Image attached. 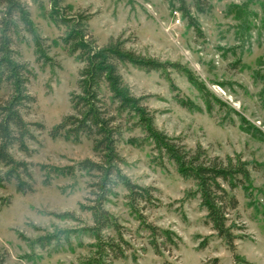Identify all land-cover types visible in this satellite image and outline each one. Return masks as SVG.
Here are the masks:
<instances>
[{"label":"rangeland","instance_id":"rangeland-1","mask_svg":"<svg viewBox=\"0 0 264 264\" xmlns=\"http://www.w3.org/2000/svg\"><path fill=\"white\" fill-rule=\"evenodd\" d=\"M20 1L51 61L38 60L31 37L21 32L23 40L13 49L33 74L27 90L35 98L21 114L44 129L32 127L27 153L10 150L15 161L28 165L29 176L20 175L27 184L23 192L15 180L0 187V259L4 264H79L93 243L82 231L92 220L81 206L93 201L98 179L76 166L84 159L98 162L99 154L90 139H52L49 132L70 113L69 95L77 90L81 64L60 41L65 28L49 19L50 1ZM60 7L89 16L88 30L98 46L120 39L127 50L176 66L160 71L119 67L131 93L144 98L155 129L187 148L200 145L210 157H241L249 164V186L232 192L238 205L227 214L236 236L231 252L205 225V211L193 195L195 183L182 179L142 130L124 131L116 145L122 171L133 183L155 190L157 207L144 215L174 232L179 246L156 256L127 206L126 192L117 187L104 207L125 229L131 250L127 260L114 264H264V0H63ZM10 94V86L1 84L0 102ZM43 236L55 241L41 248L35 241Z\"/></svg>","mask_w":264,"mask_h":264},{"label":"trees","instance_id":"trees-1","mask_svg":"<svg viewBox=\"0 0 264 264\" xmlns=\"http://www.w3.org/2000/svg\"><path fill=\"white\" fill-rule=\"evenodd\" d=\"M49 1V19L57 27L65 28L64 36L60 37L62 45L81 64L77 90L69 95L70 113L50 130L49 135L52 139L63 138L76 143L81 138L90 139L94 152L99 154L98 162L84 159L76 166L81 171L96 173L98 179L93 186V201L81 206V210L88 212L92 220V225L85 226L82 231L93 243L89 246V256L79 264H114L130 257L131 246L125 239V229L104 207L109 197L115 195L117 187L126 192L127 206L135 215L139 229L147 233V244L153 253L162 257L164 252L170 255L178 249V236L148 222L144 215L146 209L157 207L155 190L133 183L122 171L124 160L119 156L116 145L123 132L133 128L145 133L157 154L172 162L182 179L195 183L193 195L198 196L199 207L205 211V225H210L217 237L223 239L226 247L234 252L236 236L227 225V214L238 205L232 192L249 186V164L241 157H210L200 145L194 149L187 148L178 138H171L155 129L153 117L143 104L144 98L131 93L119 67L128 64L146 71H160L176 66L127 50L125 42L120 39L98 46L88 30L87 14H68V8L60 7L63 0ZM198 10L203 11L199 6ZM190 20L194 30L200 32L198 24L191 17ZM21 32L31 37L37 59L50 62L43 40L22 2L0 0V85L8 84L11 89L10 96L0 102V187L15 180L18 191L23 192L27 184L20 175L29 176L28 165L15 161L10 150L18 147L19 151L27 153L25 142L33 138L32 127L44 128L41 124L25 122L21 114L23 109L35 102L27 90L33 74L13 49L17 41L23 40ZM53 241L54 236H43L35 242L39 247L46 248ZM131 259L137 261L135 256ZM4 263L2 257L0 264Z\"/></svg>","mask_w":264,"mask_h":264}]
</instances>
